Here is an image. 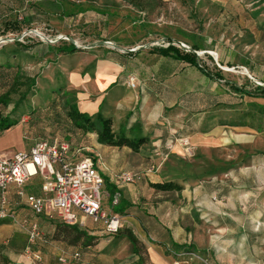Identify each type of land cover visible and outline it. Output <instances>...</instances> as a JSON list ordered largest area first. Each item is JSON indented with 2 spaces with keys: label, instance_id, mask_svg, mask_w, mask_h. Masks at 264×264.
<instances>
[{
  "label": "rangeland",
  "instance_id": "rangeland-1",
  "mask_svg": "<svg viewBox=\"0 0 264 264\" xmlns=\"http://www.w3.org/2000/svg\"><path fill=\"white\" fill-rule=\"evenodd\" d=\"M139 1L144 4L141 9L125 0H0V95L10 86L16 66L25 73L38 74L44 81L38 83L14 110L11 108L18 94H12L7 104L0 103V116L11 113L20 123L0 135L1 153L27 150L26 147L39 139L59 138L77 144L82 140L86 147L81 156L95 155L92 143H96L97 137L95 134L86 136L83 132L78 139L71 138L75 126L65 116L63 107L67 98L75 96L67 82V69L79 63L91 70L98 64L108 65V62H100L108 54L115 57L116 53L109 52L111 49L103 39L115 43L113 50L117 47L142 49L140 56L150 66H158L160 58L148 50L153 45L166 44L165 36L175 43L184 41L188 45L194 40L203 48L197 51L202 64L213 70L221 69L226 79L238 84L264 85V0ZM73 4H82L86 9L66 16V11L77 9ZM25 14L32 16L29 24L22 21L19 29L7 28L12 25L11 21H21ZM59 37L73 40L82 51L64 58L55 59L53 53L38 58L36 53L42 50L40 44ZM219 56L224 64L219 62ZM245 60L260 66L258 78L252 76ZM174 67L169 81L173 88L169 101L180 96L182 106L187 107L190 114L182 118L181 128H171V134L177 136L186 126L193 130V122L202 117L216 119V129L211 132H216L221 141L222 138L226 140L218 151L208 153L192 148L188 139L182 148L177 144V149L183 152L177 180H191L187 176L196 170L193 164L196 159L214 158L218 163L212 168L198 169L191 175L194 178L189 183L191 186H185L186 190L181 192H169L165 197L171 201V212L181 211L179 220L186 236L183 241L182 236L177 235L176 243L193 247L167 246L165 253L171 257L170 264H264V113L250 104L251 99L228 91L226 86L206 83L193 68L182 63ZM205 111H208L206 115ZM190 147L189 154L186 148ZM122 172L125 171L113 173L114 178L117 180ZM130 172L145 175L141 170ZM31 184L33 186L28 184L30 191L38 193L39 176H34ZM196 185L201 186L204 198L194 196L200 193ZM187 188H191V192ZM182 195L189 196L188 200ZM149 196L155 199L153 194ZM107 206L112 208L109 203ZM50 215L55 223H62L55 213ZM173 215L176 213L160 217L163 223L174 222L172 228L175 229ZM35 218L42 236L31 242L25 222ZM88 225L90 234L97 237L96 246L71 245L67 240L55 239L53 223L32 214L20 202L12 215L0 220V264H136L137 257L132 253L115 256L106 250L111 241L116 243L121 237L114 238L98 225ZM121 243L115 249L117 253ZM75 252L80 256L74 258ZM35 253L40 258H35ZM144 264H149L147 256Z\"/></svg>",
  "mask_w": 264,
  "mask_h": 264
},
{
  "label": "crops",
  "instance_id": "crops-1",
  "mask_svg": "<svg viewBox=\"0 0 264 264\" xmlns=\"http://www.w3.org/2000/svg\"><path fill=\"white\" fill-rule=\"evenodd\" d=\"M100 62H108L109 64L106 66L98 64L91 68V70H87L85 64L76 63L70 70L67 69V82L69 87L75 91L77 108L81 112H87L90 115L100 112L103 117L110 118L112 130L116 135L119 134L122 126L125 136H144L147 138V141L137 150H133L126 145L114 146L104 144L96 138V143H92L93 148L96 149L95 155L91 157L104 179L106 178L110 183L114 184L121 193V200L128 203L129 206L125 210L127 214L121 213L125 221L123 228L130 227L139 239L144 242L149 264H170L171 257L165 253L167 246L172 244L173 241L176 242L177 235L182 236L183 241L186 236L182 223L179 220L181 211L173 210L171 212V201L165 199L169 192L175 190H155L153 187H149V183L175 181L181 184L184 190V187L191 186L189 183H191V180H194L191 175L204 168L214 167L218 161L214 158H209V161L196 159V162L193 163L197 167L196 170L194 169L195 171H192L191 175L187 176L191 180H177L181 173V163H183V156H181L183 152L177 148L178 145L180 148L183 146L181 141L177 140V143L173 144L174 149L171 151L167 140L173 137L170 132L171 128H181V124L183 123L182 118H186L190 112L187 107L182 106L180 96L173 102L169 101L168 96L170 90L173 89L169 81L174 72L170 73L169 68L162 66L147 67L145 73L150 74L153 71L163 79L146 82L147 79L142 78L137 71L127 70L117 59H104L100 60ZM62 68L63 70L65 69V67ZM131 75L137 77L136 81L134 80L136 82L134 86H131L128 82ZM207 112L205 111L204 114L206 115ZM215 122H217L216 119L197 117L193 122V126H191L193 130H189V127L186 126L184 132L178 133L174 137L187 138L192 144V148L194 147L195 150L201 153L218 151L219 146L225 143L224 140L226 139L222 138V142L216 132H211V129H216L214 128L216 126ZM83 132L86 136L95 134V137H97V133L94 131L87 132L75 127L71 138L76 140ZM70 142L72 148L74 150L80 149V152L86 147L83 145L82 140L78 144L73 141ZM28 148L29 146L26 147V149ZM190 148H186L189 154L192 151V148L191 150ZM13 153L0 152V154L6 156H10ZM151 168L152 171H148ZM121 170H141V172H145L143 174L148 176H142L141 173L142 177L140 180L143 178V181L136 184L132 182L124 185V183H117L113 175V173ZM154 172H158L159 174H153ZM196 186L198 187L197 192L200 193L199 195L195 193L194 196L204 198V193H201V186ZM182 189L176 192H181L183 191ZM187 189L191 192V188ZM30 190L31 186H28L27 191L33 192ZM150 194H153L155 199L150 197ZM182 196L186 200L189 198L187 195ZM8 197L12 205V211L17 207L18 203H22L13 186H10ZM107 205V201H104L103 206L108 208ZM173 205L174 203L171 204V206ZM166 206L168 207L166 208ZM174 212L176 216L173 215L172 220H176L174 224L175 229L172 228L174 222L170 221V224L161 222V217L170 213L172 215ZM87 222L88 224L98 225L88 218L86 219ZM88 224L87 228H89ZM120 242L123 243L118 247L119 254L115 249ZM105 248L115 256H125L132 253V244L126 237H121L116 243L111 241Z\"/></svg>",
  "mask_w": 264,
  "mask_h": 264
},
{
  "label": "trees",
  "instance_id": "trees-1",
  "mask_svg": "<svg viewBox=\"0 0 264 264\" xmlns=\"http://www.w3.org/2000/svg\"><path fill=\"white\" fill-rule=\"evenodd\" d=\"M130 4H133L134 6L138 8H143L144 4L139 0H125ZM74 5V4H73ZM77 7L76 10L70 9L66 11L64 14L66 16L76 15L78 12L85 11V7L82 4H76L74 7ZM100 9H97L98 12ZM32 19V16L30 14H25L22 16L21 21L13 20L11 21V26L7 27L11 30L19 29L22 26V21L24 23L29 24ZM8 30V29H7ZM166 44H157L153 45L149 48L148 53L151 55H156L160 58L159 65H152L153 67H165L170 69V73L174 72L175 69L174 65L182 63L185 67H191L193 68L198 76L202 77L204 81L207 83L210 82H216L219 85H224L228 88V91L233 92L236 95H239L242 98H248L251 99L252 105H254L256 108L260 110V112L264 113V85L260 84H251L248 85V83L238 84L236 81L226 79L221 71V69L213 70L209 68L208 66L201 63V59L199 55L197 54V51L200 49H203L202 46L198 43H196L194 40L190 45L185 43L184 41H179L187 44L189 47L185 48L182 46L177 45L173 41L172 38L165 36ZM112 41L110 39H103L102 42L105 43V41ZM113 42V41H112ZM21 44V43H20ZM42 50H39V52L36 53L38 58L40 57H47L49 54H54L55 59L59 56L68 57L73 56L81 52V48L77 46L73 40L65 39V38H59L55 41H43L42 44ZM115 45V43H114ZM25 49L28 48V46L22 45ZM119 46V45H118ZM109 52H114L113 54L115 57L110 56L109 54L105 57V59H117L122 65L127 68L129 71H137L142 78L147 79L148 81H154L155 79H163L158 74L154 73L153 71L150 72V74L145 73L147 67H152L144 62L142 57L140 56L142 49H123L121 47H117L113 50V48L108 47ZM123 51V52H122ZM138 51V52H137ZM126 52L127 55H123ZM137 52V54H136ZM234 56L236 55V52L233 51ZM42 58V59H43ZM142 59L143 61L139 60ZM54 59V60H55ZM56 61V60H55ZM55 61H53L55 63ZM52 61H48L50 63ZM219 62L221 64H224V60L219 56ZM229 61H227V64ZM244 64L247 68H249L252 72V76L255 78H258V69L260 68L259 65H252L249 60H245ZM64 65V62H63ZM140 65L142 67L140 70L137 69L135 66ZM180 69V68H179ZM143 72V73H142ZM46 76L49 75L48 72L45 73ZM44 77V75H43ZM50 77V76H49ZM48 77V78H49ZM40 79L38 74H29L22 71L20 66H16V71L14 72L12 81L10 83V86L8 89L0 95V103L7 104L9 101H11V95L12 94H18L17 100H15L11 111L16 108V106L21 103L26 96L36 87L38 83L44 82ZM136 79L137 77L134 76ZM134 79V80H135ZM136 81V80H135ZM136 83V82H135ZM63 111L65 113V116L69 119L72 124L77 127L81 128L84 131L87 132H96L97 133V140L101 143L108 144V145H114V146H123L126 145L133 150H137L143 143L147 141V138L144 136H135V137H127L124 135L123 130L124 128H120L119 134H115L112 130V122L110 118L103 117L100 112H97L94 115H90L87 112H81L75 103V96L74 99L67 98L64 101V107ZM19 123V119L13 118L11 116V113H8L7 115L0 116V135L7 129L15 126ZM173 136V135H172ZM182 137H170L167 142L170 143L171 140H175ZM185 138V137H183ZM49 140V139H48ZM53 140H61V141H67L71 144L70 141L59 139V138H53L50 139V141ZM106 181V189L109 193V195H112L115 191H119L117 187L110 183L108 179L105 178ZM150 186L157 189V190H163V191H179L183 188V186L175 181H164V182H155L150 183ZM128 203L123 202L120 199V202L115 207L116 212H120L123 214L126 213V208L128 207ZM38 217H45V219H48V223H53L54 225V233L53 237L57 240H67L68 243L71 245H77L80 244L83 247H91L96 246L98 243L97 237L95 235H91L90 231L87 227L83 228L79 225H72L65 223L60 220L62 223H55L54 220H52L51 216L47 217L46 215H37ZM34 220H37L36 218ZM38 221V220H37ZM98 224L101 229H103L102 225ZM115 238L117 237H126L132 244V255L137 257L136 264H144V259L147 255V249L143 241L139 239V237L134 233V231L130 227H125L120 229L118 232L112 234ZM192 244V243H190ZM172 245L179 249V248H185V249H191L193 247L187 246L185 244H179L175 241L172 242ZM194 246V245H193ZM79 253V252H78ZM80 256V255H79ZM145 256V257H144Z\"/></svg>",
  "mask_w": 264,
  "mask_h": 264
},
{
  "label": "built area",
  "instance_id": "built-area-1",
  "mask_svg": "<svg viewBox=\"0 0 264 264\" xmlns=\"http://www.w3.org/2000/svg\"><path fill=\"white\" fill-rule=\"evenodd\" d=\"M60 38V37H59ZM114 48L112 41H105ZM177 45L188 48L183 42ZM134 76L129 84L135 85ZM187 144V138L171 140L169 147L177 142ZM80 149H73L67 141L39 139L27 150L16 151L10 156L0 154V220L12 215L8 194L13 186L22 203L34 215L51 216L55 213L68 224L87 227L86 219L99 223L107 234H114L124 227V217L113 210L119 204L121 193L109 195L105 179L91 156H81ZM148 171H152V168ZM39 176V192H29L25 186ZM141 178L140 173L125 171L117 176V183H132ZM104 201L112 205L105 208ZM29 240L41 239L42 232L37 220L25 222ZM78 252L73 257L77 258ZM35 258H40L35 253ZM64 260V258H61Z\"/></svg>",
  "mask_w": 264,
  "mask_h": 264
}]
</instances>
